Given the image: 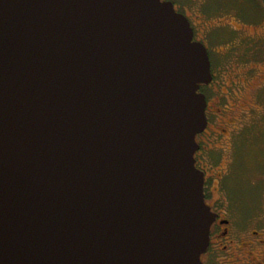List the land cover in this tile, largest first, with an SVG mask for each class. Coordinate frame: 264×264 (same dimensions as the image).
Returning <instances> with one entry per match:
<instances>
[{"label": "water", "instance_id": "water-1", "mask_svg": "<svg viewBox=\"0 0 264 264\" xmlns=\"http://www.w3.org/2000/svg\"><path fill=\"white\" fill-rule=\"evenodd\" d=\"M193 36L167 0H0V264H201Z\"/></svg>", "mask_w": 264, "mask_h": 264}, {"label": "rangeland", "instance_id": "rangeland-1", "mask_svg": "<svg viewBox=\"0 0 264 264\" xmlns=\"http://www.w3.org/2000/svg\"><path fill=\"white\" fill-rule=\"evenodd\" d=\"M167 1L186 16L216 74L213 84L201 89L210 122L199 139L208 173H225V196H214L255 221L250 208L264 209V85L259 84L264 80V1Z\"/></svg>", "mask_w": 264, "mask_h": 264}, {"label": "flooded vegetation", "instance_id": "flooded-vegetation-1", "mask_svg": "<svg viewBox=\"0 0 264 264\" xmlns=\"http://www.w3.org/2000/svg\"><path fill=\"white\" fill-rule=\"evenodd\" d=\"M175 10L177 11L176 8ZM216 53H221V50H218ZM209 61L211 80L208 84H201L198 90L204 95L206 101V126L195 137L198 148L194 153V159L195 167L203 174L204 203L209 207L214 218L209 228L208 245L200 255V262L201 264H264V209H256V207L250 208L253 209L250 213L258 221L255 219V221H251L252 219L250 220V218L246 219L245 211H242L243 209L240 207L229 210L224 205L225 202H222L220 198L217 199L214 196L216 193L222 197L225 196L222 188V178L225 173L223 171L218 172L220 170L217 169L214 176L211 173L209 174L200 158L202 146L199 139L206 133L208 123L210 122L207 115V97L201 89L204 86L213 84L214 78L216 77L210 57ZM259 84L264 85V80ZM214 183H216L215 186ZM243 220L250 221L243 222Z\"/></svg>", "mask_w": 264, "mask_h": 264}]
</instances>
